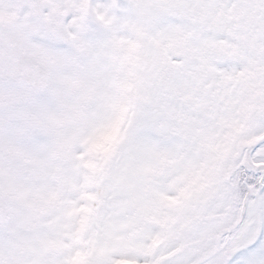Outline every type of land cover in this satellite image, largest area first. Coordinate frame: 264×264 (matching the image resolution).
Returning a JSON list of instances; mask_svg holds the SVG:
<instances>
[{"label":"snow or ice","instance_id":"obj_1","mask_svg":"<svg viewBox=\"0 0 264 264\" xmlns=\"http://www.w3.org/2000/svg\"><path fill=\"white\" fill-rule=\"evenodd\" d=\"M0 264H264V0H0Z\"/></svg>","mask_w":264,"mask_h":264}]
</instances>
